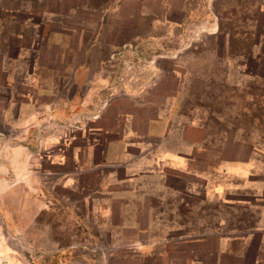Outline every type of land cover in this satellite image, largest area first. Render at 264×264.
Wrapping results in <instances>:
<instances>
[{
    "label": "rangeland",
    "instance_id": "obj_1",
    "mask_svg": "<svg viewBox=\"0 0 264 264\" xmlns=\"http://www.w3.org/2000/svg\"><path fill=\"white\" fill-rule=\"evenodd\" d=\"M0 132V264H264V0H0Z\"/></svg>",
    "mask_w": 264,
    "mask_h": 264
},
{
    "label": "crops",
    "instance_id": "obj_2",
    "mask_svg": "<svg viewBox=\"0 0 264 264\" xmlns=\"http://www.w3.org/2000/svg\"><path fill=\"white\" fill-rule=\"evenodd\" d=\"M3 124L6 125V115H4V120H3ZM5 141V138L3 137V133L0 132V147L1 144ZM177 158L179 160H181V157L175 156L174 158L171 160H174V162H177ZM166 160V159H163ZM17 163L16 161L11 158V157H0V179L4 180L5 183L9 184V181L7 180V177H13L17 175V170L14 169L16 167ZM4 177V178H3ZM0 186H1V182H0ZM3 188L0 189V192L2 191Z\"/></svg>",
    "mask_w": 264,
    "mask_h": 264
},
{
    "label": "built area",
    "instance_id": "obj_3",
    "mask_svg": "<svg viewBox=\"0 0 264 264\" xmlns=\"http://www.w3.org/2000/svg\"><path fill=\"white\" fill-rule=\"evenodd\" d=\"M9 264H11V263H9Z\"/></svg>",
    "mask_w": 264,
    "mask_h": 264
}]
</instances>
